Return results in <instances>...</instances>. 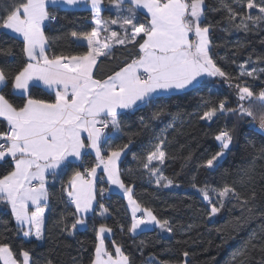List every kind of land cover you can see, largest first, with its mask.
I'll return each mask as SVG.
<instances>
[{"label": "snow or ice", "instance_id": "6c2138e0", "mask_svg": "<svg viewBox=\"0 0 264 264\" xmlns=\"http://www.w3.org/2000/svg\"><path fill=\"white\" fill-rule=\"evenodd\" d=\"M106 6L115 11V18L101 15ZM68 8L90 9L95 25L90 32L71 33L75 42L86 44V51L79 54L55 53L47 34L57 20L56 13ZM208 11L223 13L225 31L264 28V0H217L216 7L207 0H0V30L15 34L21 41L20 66L15 70L0 66V215L10 213L18 236L29 244L47 242L49 214L53 211L50 188L58 181L72 211L62 213L56 225L68 235H74L78 226L87 227L88 213H95L97 206L102 217L109 215V209L97 199L104 198L108 191L98 188L105 182L122 190L127 198L131 213L128 232L136 235L158 228L172 234L170 220L142 206L133 197V186L122 178L121 157L127 155L131 138L122 146L113 147L112 142L126 134L121 117L129 112L150 110L148 121L140 117L145 130L151 128L152 121L171 116L150 137L151 151L146 159L133 155L157 189L179 187L164 174L163 166L174 159L166 150L172 143L168 133L176 130L181 115L171 113L163 101L173 95L202 91L207 87L206 78L227 84L231 98H202L205 110L198 118L209 126L222 117L235 118L236 123L215 132L219 150L200 167L218 169L244 125L264 136V56H257L255 61L249 56L235 76L226 72L214 58V26L208 20ZM0 54L15 55L12 48L0 49ZM5 89L10 91L6 93ZM34 90L53 98L37 96ZM9 97H17L19 103ZM247 147L256 155L239 170L237 180L222 186L191 184L207 202L209 220L240 209L241 216L234 218V230L241 220L264 221V211H257L264 188L259 193L253 188L243 195L236 187L254 185L257 159L264 160V145L258 147L256 141L248 139ZM93 153L95 162L84 166ZM184 159H190V155ZM74 161L80 162L82 170L61 181ZM67 215L74 220L70 229L65 222ZM2 223L7 230V221ZM111 232L106 224L96 230L98 242L90 264H132L121 245L113 242L114 253L109 251L105 234ZM255 251L264 253V223L243 239L230 254L228 264H253ZM182 255V264H189V252ZM0 262L36 264L30 251L15 252L7 242H0ZM45 264L54 262L49 259ZM148 264H155V257H149Z\"/></svg>", "mask_w": 264, "mask_h": 264}, {"label": "trees", "instance_id": "16d2710c", "mask_svg": "<svg viewBox=\"0 0 264 264\" xmlns=\"http://www.w3.org/2000/svg\"><path fill=\"white\" fill-rule=\"evenodd\" d=\"M211 7L217 6V0H207ZM57 20L52 22L47 34L52 39V51L57 54H79L86 51V44L75 42L71 37L73 31L78 33L90 32L94 28L90 9H66L56 13ZM115 11L108 6L102 11L105 19L115 18ZM208 20L213 24L212 40L214 45V57L223 69L235 76L239 71V65L252 57L253 61L257 56H264V28L253 32L236 31L229 28L225 31L226 23L222 20L223 13L207 12ZM143 20V17H141ZM116 26V25H115ZM21 41L11 34H5L0 30V49L12 48L15 55L0 54V66L15 70L20 66ZM207 87L198 93H188L176 95L174 98H165L163 101L168 110L179 113L183 120L182 112H177V107L190 109L198 116L203 113L202 98L204 100L215 101L218 97L229 96L230 89L225 87L219 79L213 81L212 78L205 80ZM228 86V85H227ZM10 89H5L9 92ZM34 94L45 99H52L53 96L44 91H35ZM14 102L19 103L17 97H9ZM234 106V105H233ZM150 110L129 112L121 117L124 132L121 138L112 142V146H122L128 143L131 138L127 155L122 156L121 170L124 173L123 179L126 184L133 186V197L142 206L153 209L160 218L170 220L174 229L172 234L162 232L158 228L139 234L128 232L131 225V214L125 199L117 192L109 191L107 182L98 184L99 187L107 188L104 198L98 197V204H102L109 209V215L102 217L99 214V207L95 213L87 217V227L76 230L74 235H68L61 231V226L56 225L62 213L67 214L72 211L66 204V197L61 192L60 181L50 188L53 194L50 201L53 211L49 214L48 240L44 244L35 242L29 244L22 236L16 234V225L9 215H0V242L9 243L15 252L21 249L28 250L33 254L36 264H45L51 259L54 264H90L95 255L96 230L101 224H106L112 228L110 236L105 238V244L109 251L114 253L113 242L121 245L125 254L129 255L132 264H148L149 257H155V264L170 262V264H182L184 261L183 252H189L187 258L189 264H228L230 254L242 243L248 234L253 230H258L264 221L254 219L250 222L241 220L239 228L234 230V218L241 216L239 208L232 209L231 212H222L213 220H209V207L201 198L197 189L191 187L192 183L199 186L208 184L211 186H222L224 183H232L238 179L239 170L246 167L256 154L247 147V140L252 139L257 142V146L264 145V136L250 131L247 125L242 126L234 141V146L230 153L221 162L218 169H206L200 165L215 151H218V142L213 138L215 132L222 127H232L236 123L235 118L222 117L219 122L209 126L206 121L201 122L200 133H190L172 141L167 146L170 157L166 161L164 174L172 178L179 187L171 189H157L154 182L143 172L140 160L134 159L135 154L141 160L146 159L149 139L154 133H158L165 124L171 120V116H164L161 121H152L151 128L145 130L140 122V117L144 116L148 121ZM180 120V121H181ZM184 126L183 121L179 124ZM0 130L3 126L0 125ZM170 132V131H169ZM135 134V135H134ZM190 159L185 160V157ZM95 162V156H89L84 166H90ZM82 170L80 162H73L65 174L60 178L66 182L72 173ZM130 170V171H129ZM3 169L0 168V172ZM178 174V175H177ZM195 178V179H193ZM256 182L254 185L242 187L236 184L237 190L243 195L249 194L253 188L259 193L264 188V160L257 159ZM259 208L257 211H264V197L258 199ZM231 207V206H229ZM2 221H7L5 230ZM66 224L71 228L74 222L71 215H67ZM121 225L123 230H121ZM188 225L191 228L188 229ZM218 229L220 231H218ZM232 237H235L234 239ZM144 242L143 244L141 242ZM253 264H262L264 253L253 252ZM0 264H2L0 262Z\"/></svg>", "mask_w": 264, "mask_h": 264}, {"label": "rangeland", "instance_id": "374dc122", "mask_svg": "<svg viewBox=\"0 0 264 264\" xmlns=\"http://www.w3.org/2000/svg\"><path fill=\"white\" fill-rule=\"evenodd\" d=\"M68 9H77V8H68ZM78 9H84V8H78ZM225 87H228L227 85H225ZM223 97H218L215 99V101H218L220 99H223ZM177 112H182L183 114V120H179L177 121V124H176V130H172L170 129L169 133H168V138H175L176 140L180 139L181 137L183 136H186L190 133H200L201 131V122L200 120L196 117V115L193 113V111H191L190 109H185V108H181V107H177ZM205 110V108H204ZM183 121L184 123V126L183 127H180L179 124H181V122ZM122 159V157H121ZM114 187V190H118V188H116L115 186H112ZM109 191L113 192L111 189H109ZM122 191V190H121ZM122 197L125 199L126 203H127V206H128V201H127V198L126 196L124 195V193L122 194ZM202 198V196H201ZM206 202V201H205ZM207 204V202H206Z\"/></svg>", "mask_w": 264, "mask_h": 264}, {"label": "crops", "instance_id": "0c3cea01", "mask_svg": "<svg viewBox=\"0 0 264 264\" xmlns=\"http://www.w3.org/2000/svg\"><path fill=\"white\" fill-rule=\"evenodd\" d=\"M101 15H102V13H101ZM94 24V23H93ZM94 27H95V25H94ZM113 29H117L118 30V26H115V25H112L111 26ZM3 31H6V30H3ZM9 34H11V35H13L14 37H15V34H12V33H9ZM80 43H84L85 44V42H80ZM206 79H208V78H206ZM176 95H173L171 98H174ZM201 127V126H200ZM202 128V127H201ZM93 155H94V153H93ZM95 156V155H94ZM74 162H79V161H74ZM109 185V184H108ZM109 189H111L113 192H117V193H119V194H123V192L120 190V189H118V190H114V187H112L111 185H109ZM129 211H130V209H129ZM91 214V212L90 213H88V216ZM131 214V213H130ZM139 215V214H138ZM85 227H82V226H78L77 227V230H82V229H84ZM110 236V233H106L105 234V238H107V237H109ZM2 263V262H1Z\"/></svg>", "mask_w": 264, "mask_h": 264}, {"label": "built area", "instance_id": "2783aa9c", "mask_svg": "<svg viewBox=\"0 0 264 264\" xmlns=\"http://www.w3.org/2000/svg\"><path fill=\"white\" fill-rule=\"evenodd\" d=\"M54 22V21H53Z\"/></svg>", "mask_w": 264, "mask_h": 264}]
</instances>
